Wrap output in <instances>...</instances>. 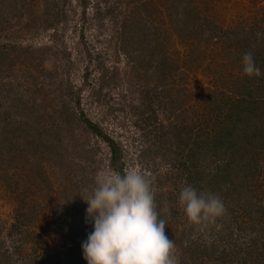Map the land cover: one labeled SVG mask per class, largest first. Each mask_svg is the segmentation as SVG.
Instances as JSON below:
<instances>
[{
  "label": "rangeland",
  "instance_id": "rangeland-1",
  "mask_svg": "<svg viewBox=\"0 0 264 264\" xmlns=\"http://www.w3.org/2000/svg\"><path fill=\"white\" fill-rule=\"evenodd\" d=\"M82 1L27 0V14L0 2V264L83 257L92 225L81 197L118 172L98 131L121 147L124 174L150 180L177 264H264L262 223L246 219L241 230L234 220L264 207V0ZM249 52L262 73L253 82L242 70ZM249 84L258 109L247 106ZM239 98L248 101L224 180L234 191L210 179L219 162H208L196 131L213 112L235 116ZM185 185L219 196L224 215L190 224Z\"/></svg>",
  "mask_w": 264,
  "mask_h": 264
},
{
  "label": "clouds",
  "instance_id": "clouds-1",
  "mask_svg": "<svg viewBox=\"0 0 264 264\" xmlns=\"http://www.w3.org/2000/svg\"><path fill=\"white\" fill-rule=\"evenodd\" d=\"M242 70L249 77L262 74L250 52L242 58ZM81 198L87 204L85 223L92 225L81 244L86 264H177L151 182L139 170L101 174ZM179 204L189 223L198 226L214 224L226 211L219 196L191 185L180 191Z\"/></svg>",
  "mask_w": 264,
  "mask_h": 264
},
{
  "label": "trees",
  "instance_id": "trees-1",
  "mask_svg": "<svg viewBox=\"0 0 264 264\" xmlns=\"http://www.w3.org/2000/svg\"><path fill=\"white\" fill-rule=\"evenodd\" d=\"M4 0H0V2H3ZM11 3H18V5L23 8L24 12L27 14V9H28V2L27 0H8ZM82 4L84 5V7H87V0H83ZM57 7H59L57 5ZM86 13V11H85ZM9 14V13H8ZM88 69L87 68V72L88 73ZM246 81H251L253 82V80L256 78L255 76H246ZM264 79V76H263ZM254 87H252V84H249L247 89H248V93H246L245 95L247 97H249L250 99H253L254 97H251L253 94L255 95V90ZM264 91V90H262ZM244 95V96H245ZM243 96V95H242ZM257 97V96H256ZM247 101L245 98H239L236 99L235 102H231L232 105H234V109L238 111V113L234 116V113H227L224 112L225 115L224 117H222L223 113H221L219 115L218 112L213 114L215 115V118L213 116V114L204 119L202 124H208L209 127L208 128H204L202 129V131H200L198 133V131H196L197 133V138L199 141V148L201 149V151H203L206 155H207V160L209 163H214L213 161H217L219 163H215V168L213 170H210V179L214 177L215 180H217V182H224L225 185L227 186L228 184H230V188L235 189V181H231L230 183H227L226 180L228 175V171L230 170L229 167L232 163H234V160H231V156H233L234 152H235V146L238 145L237 144V137L234 138L233 135H235L237 133V127H238V122L241 121V114H242V105L243 104H247ZM260 99H253L251 101H249L248 105L253 104L255 106V108H260L261 102ZM230 103V102H229ZM264 103V102H262ZM229 105V104H228ZM257 106V107H256ZM228 107V106H227ZM92 126V125H91ZM98 130V128L96 129ZM195 130V129H192ZM101 132V134L104 136V138L106 139V141L108 142L109 146H110V150H111V165L112 167L117 170L120 174H124V167L123 164L121 165H117L116 164V160H117V155L120 154L121 152V147L117 145L116 140L113 137H110L107 134H103V131H98ZM242 133L239 134V138L240 136L242 137ZM234 138V139H233ZM241 138L239 139L238 143L241 144V146L243 147L242 143H241ZM246 149H245V153L247 152V150H250L252 148V145H250V143L248 141H246ZM251 146V147H250ZM241 147V148H242ZM250 148V149H248ZM116 164V165H115ZM225 173V174H223ZM221 175V179L219 178ZM219 176V177H218ZM236 191V189L234 190ZM227 199H229L228 201H230L231 199H233L232 197L227 196L225 198V200L227 201ZM253 209L256 208L255 210V215L253 214V209L251 208V212L250 209H243V213H241V215H239V213L237 212L234 215V220L237 223V226L239 228H241V230H244V228L242 227L243 224L245 223L246 219L251 220V219H258L259 222L262 223V229L264 230V207L262 206H257V205H253L252 206ZM260 208V209H257ZM18 220L23 219L24 222H30L32 215L28 216L26 213L22 216V213L19 214V216L17 217ZM241 224V225H239ZM252 228V226L250 227ZM254 228V227H253ZM246 230V228H245ZM23 233L26 235H28L29 231H23ZM24 238V237H23ZM24 240V239H23ZM253 241V240H252ZM257 242V240L255 241ZM78 248V247H77ZM242 251V252H240ZM239 251V255H241L242 253L244 254V257H247L246 255V251H243L242 249ZM249 257H255L256 251H251L248 250L247 252ZM259 257L262 256V254H258ZM243 258V257H242ZM241 258V264H248V261L244 258L242 260ZM78 262H81V264H84L85 260L83 259V257H72L69 259V263L68 264H78ZM44 263L49 264V260L48 258L44 260ZM59 264V262L57 263Z\"/></svg>",
  "mask_w": 264,
  "mask_h": 264
}]
</instances>
